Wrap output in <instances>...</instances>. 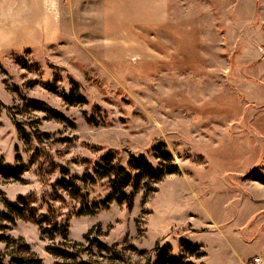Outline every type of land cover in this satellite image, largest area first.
I'll list each match as a JSON object with an SVG mask.
<instances>
[{
  "label": "rangeland",
  "instance_id": "obj_1",
  "mask_svg": "<svg viewBox=\"0 0 264 264\" xmlns=\"http://www.w3.org/2000/svg\"><path fill=\"white\" fill-rule=\"evenodd\" d=\"M103 3L42 0L56 20L40 43L13 31L26 22H0L12 34L0 49V168L20 173L0 174L12 218L0 214V238L41 264H56L48 248L62 240L39 229L54 224L71 242L98 233L131 264L167 251L191 264L264 259V0H172L166 23L130 28ZM159 151L178 172L132 182L123 203H107L109 178L84 180L107 156L132 177V158L157 172Z\"/></svg>",
  "mask_w": 264,
  "mask_h": 264
},
{
  "label": "trees",
  "instance_id": "obj_2",
  "mask_svg": "<svg viewBox=\"0 0 264 264\" xmlns=\"http://www.w3.org/2000/svg\"><path fill=\"white\" fill-rule=\"evenodd\" d=\"M30 103L33 105L32 107L34 109L42 104L35 100H31ZM1 107L0 105V109ZM18 132L22 134L19 127ZM159 155L167 165L157 172L153 170L144 158L138 160L132 158L130 161V168L132 171L136 172L135 176L132 177L129 173L125 172L123 168H119L115 164H112V157L107 156L103 159L102 165L97 167L94 174L85 175L84 180L94 183L98 179L109 178L111 196L107 203L110 201L123 203L130 197L126 189L132 182L135 190H137L142 180H147L148 182L146 185L148 186L150 183L160 181L166 175L178 172V168L173 164V158L169 152L163 151L160 152ZM0 174L8 178L13 177L18 179L20 173L18 170L7 171L5 168H0ZM6 207L10 211H19L18 208H12L10 205ZM1 215L5 220L12 221V218L7 217L6 214L2 213ZM39 229L41 235L49 240H53L56 236H59L62 240L58 245L48 248V252L55 258L56 264H131L125 260L121 251L103 243L99 238V234H93V231L86 234L84 237L85 243L82 244L69 241L66 228L58 226L57 224L52 226H39ZM0 242L5 244V251L2 253L0 252V264H41V260L38 259L30 250L29 246L22 243L20 239L9 240L8 238H0ZM184 249L186 251H196L197 257L202 255L197 251V247L194 248L189 243L184 244ZM157 258L158 261L154 264H191L182 262V259H177L170 255L168 251L166 253H158ZM148 264H151V262L148 261Z\"/></svg>",
  "mask_w": 264,
  "mask_h": 264
},
{
  "label": "crops",
  "instance_id": "obj_3",
  "mask_svg": "<svg viewBox=\"0 0 264 264\" xmlns=\"http://www.w3.org/2000/svg\"><path fill=\"white\" fill-rule=\"evenodd\" d=\"M18 2V3H16ZM242 2V1H241ZM0 22L8 24L25 23L27 26H21L17 31L22 38L24 35H28L37 39V43H40L42 37L49 34L51 36V24L56 19L52 13H46L41 11L42 0H0ZM8 4L13 6V9L8 12L4 11V7ZM258 1H256L255 9H257ZM20 5V9L23 11L18 12L15 8ZM229 5V4H228ZM172 6V0H104V17L106 16L111 22L127 24L130 27L133 26H151L164 24L169 20L170 7ZM28 12V13H27ZM30 12V15H28ZM28 17V18H25ZM10 28H5L0 24V49L8 47V34ZM13 29H16V25H13ZM48 29V30H46ZM12 35V34H11ZM24 39V38H23ZM23 42V40H21ZM14 44V43H13ZM260 257L259 255H257ZM263 261L264 259L260 257ZM252 262V260H251Z\"/></svg>",
  "mask_w": 264,
  "mask_h": 264
},
{
  "label": "built area",
  "instance_id": "obj_4",
  "mask_svg": "<svg viewBox=\"0 0 264 264\" xmlns=\"http://www.w3.org/2000/svg\"><path fill=\"white\" fill-rule=\"evenodd\" d=\"M251 264H264V262L262 261L260 257L256 256L252 258Z\"/></svg>",
  "mask_w": 264,
  "mask_h": 264
}]
</instances>
